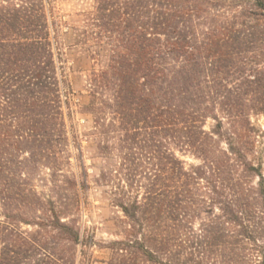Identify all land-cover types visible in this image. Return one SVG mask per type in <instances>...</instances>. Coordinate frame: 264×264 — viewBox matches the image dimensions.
<instances>
[{"label":"rangeland","instance_id":"obj_1","mask_svg":"<svg viewBox=\"0 0 264 264\" xmlns=\"http://www.w3.org/2000/svg\"><path fill=\"white\" fill-rule=\"evenodd\" d=\"M214 1L202 7L209 16L201 22H244L240 13L251 9L254 0ZM16 3L0 0V7ZM51 7L59 66L69 87L68 105L62 110L67 140L56 156L17 153L11 159L14 181L21 187L11 191L10 200L0 199V257L5 256L8 238L17 235L29 244L22 250L23 258H40L41 251L30 248L40 244L54 254L49 264H148L136 250L143 241L155 250L167 249L172 264H258L264 217L253 192L259 178L237 165L227 152L226 137L211 135L215 122L210 115L203 122L208 135L203 148L214 159L205 161L170 136L159 139L143 132L139 136L122 132L111 110L112 93L92 86L93 77L107 69L112 55L110 42L91 25L95 0H53ZM245 56L242 61L249 67L264 64V53ZM239 78L233 75L223 85H235ZM213 115L224 117L218 111ZM249 120L255 135L247 159L264 177V114L251 115ZM174 158L188 175L180 182L169 170ZM150 186L169 190V213L162 207L160 215L146 213L130 220L118 205L142 204ZM26 189L32 194L22 193ZM48 200L60 222L78 232L76 244L65 242L48 227Z\"/></svg>","mask_w":264,"mask_h":264},{"label":"trees","instance_id":"obj_2","mask_svg":"<svg viewBox=\"0 0 264 264\" xmlns=\"http://www.w3.org/2000/svg\"><path fill=\"white\" fill-rule=\"evenodd\" d=\"M52 1L15 0L14 6L0 7V199L3 202L11 199L13 189L21 187L15 183L10 169L15 154L56 156L62 153L63 140H67L62 110L68 105L69 87L59 66ZM213 1L95 0L96 15L90 20L91 25L101 31L100 37L110 42L112 55L107 69L93 77L92 86L94 90L112 93L111 110L123 127L122 132L133 136L143 132L159 139L170 136L204 161L209 157L214 159L203 148L208 137L203 122L210 115L215 122L211 135L226 137L227 152L237 165L245 173L253 171L259 178L253 200L264 217V177L247 159L255 135L249 117L264 114V64L256 62L252 68L242 61L247 54L264 53V25H261L264 0H254L251 9L240 13L244 22L229 23L227 19L218 24L201 22L209 16L202 7ZM221 16L224 17L215 15ZM233 75L240 77L235 80L237 83L224 86ZM213 111L224 117L220 119ZM173 162L169 170L180 182L188 175L179 161L174 158ZM210 165L214 166V161ZM21 191L32 194L29 189ZM170 194L167 189L150 186L142 204L122 202L118 207L132 221L146 213L160 215L162 207L169 213ZM179 196L182 198L184 194ZM47 202L51 207L46 211L51 219L48 227L65 242L76 244L78 232L60 222L54 203ZM137 244V253L144 263L172 264L166 256L167 249L155 250L144 241ZM27 245L21 237L11 235L4 245L5 256L0 257V264L52 262L51 253L40 244L30 248L40 250L41 259L23 258L22 250ZM257 247L258 264H264V246Z\"/></svg>","mask_w":264,"mask_h":264}]
</instances>
